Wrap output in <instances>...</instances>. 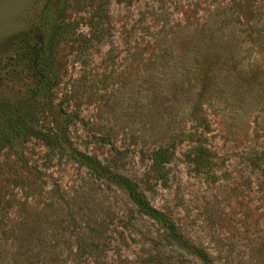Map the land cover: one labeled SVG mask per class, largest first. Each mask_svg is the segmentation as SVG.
<instances>
[{
  "label": "rangeland",
  "instance_id": "374dc122",
  "mask_svg": "<svg viewBox=\"0 0 264 264\" xmlns=\"http://www.w3.org/2000/svg\"><path fill=\"white\" fill-rule=\"evenodd\" d=\"M0 264H264V0H0Z\"/></svg>",
  "mask_w": 264,
  "mask_h": 264
},
{
  "label": "trees",
  "instance_id": "16d2710c",
  "mask_svg": "<svg viewBox=\"0 0 264 264\" xmlns=\"http://www.w3.org/2000/svg\"><path fill=\"white\" fill-rule=\"evenodd\" d=\"M32 74L36 78L38 74L37 67H31ZM166 148H158L152 152V166L154 169H159L163 162L167 161L169 156ZM73 158L85 165L93 175L98 179H104L109 183L123 189L132 203L136 206V209L141 214L154 219L160 224L166 226L169 223L167 217L157 208L152 206L149 201L138 190L136 183L126 175L113 172L101 162L93 159L92 157L83 154L79 151L73 153Z\"/></svg>",
  "mask_w": 264,
  "mask_h": 264
}]
</instances>
